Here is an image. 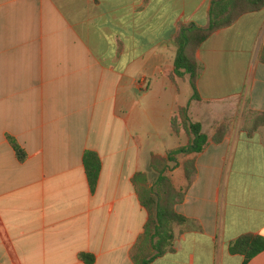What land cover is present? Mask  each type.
I'll return each instance as SVG.
<instances>
[{"label": "crops", "instance_id": "1", "mask_svg": "<svg viewBox=\"0 0 264 264\" xmlns=\"http://www.w3.org/2000/svg\"><path fill=\"white\" fill-rule=\"evenodd\" d=\"M209 4L0 0V264H85L79 253L89 264H133L146 216L131 178L143 172L152 183L149 154L186 142L182 129L170 132L185 104L207 137L174 205L190 224L148 264H264V249L247 260L227 252L241 234L264 237V126L248 134L241 121L264 112V6L198 45L190 99L186 76L172 74L174 38L204 28ZM220 122L224 135L212 143ZM85 151L99 161L92 190ZM168 173L182 185L179 165Z\"/></svg>", "mask_w": 264, "mask_h": 264}, {"label": "trees", "instance_id": "2", "mask_svg": "<svg viewBox=\"0 0 264 264\" xmlns=\"http://www.w3.org/2000/svg\"><path fill=\"white\" fill-rule=\"evenodd\" d=\"M264 6V0H210L207 10V25L204 28L186 27L181 29L174 42L176 52L172 61V74L177 77L186 76L190 89V99H197L195 88L197 64L194 51L213 31L231 24L242 14L256 11ZM258 61L264 63V44L259 50ZM187 104L177 108L175 117L170 119V132L177 133L182 129L186 142L170 148L162 155L149 154L148 168L154 173L152 183H149L143 172H136L131 178L139 205L145 212L142 230L129 251L133 264H148L153 258L172 250L173 232L183 230L190 224L189 218L176 212L174 205L180 202L190 184L194 172V155L207 143V137L201 131L197 121H190L186 115ZM243 127L246 133H251L259 126H264V112L249 113ZM224 135V124H217L209 141L217 143ZM14 155L18 161L24 158L22 149L8 138ZM83 171L89 189L95 185L99 170V161L94 152L85 151L81 158ZM169 163L178 164L181 171L182 185L176 187L168 173ZM264 249V237L258 234L244 233L230 240L227 252L238 254L247 260ZM78 256L89 264L92 256L79 253Z\"/></svg>", "mask_w": 264, "mask_h": 264}, {"label": "rangeland", "instance_id": "3", "mask_svg": "<svg viewBox=\"0 0 264 264\" xmlns=\"http://www.w3.org/2000/svg\"><path fill=\"white\" fill-rule=\"evenodd\" d=\"M239 72L240 70L238 71H234V73L231 75V83H232V87H236V85H238V82H239ZM246 115V114H245ZM244 118H241V121L244 122V125H246V122L243 120ZM221 124H223V122H220ZM219 124V123H218ZM206 130V129H205ZM171 166L169 170L173 169L174 167L178 166L177 164H173V163H169ZM177 187V186H176ZM180 188V186H179Z\"/></svg>", "mask_w": 264, "mask_h": 264}]
</instances>
